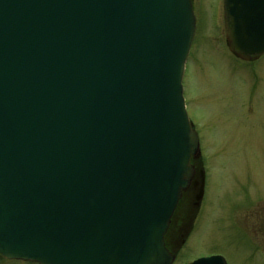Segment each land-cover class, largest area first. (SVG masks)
<instances>
[{"label":"water","instance_id":"obj_1","mask_svg":"<svg viewBox=\"0 0 264 264\" xmlns=\"http://www.w3.org/2000/svg\"><path fill=\"white\" fill-rule=\"evenodd\" d=\"M224 11L230 51L264 56V0ZM196 24L192 0H0L2 258L174 264L201 158L183 86Z\"/></svg>","mask_w":264,"mask_h":264},{"label":"rangeland","instance_id":"obj_2","mask_svg":"<svg viewBox=\"0 0 264 264\" xmlns=\"http://www.w3.org/2000/svg\"><path fill=\"white\" fill-rule=\"evenodd\" d=\"M192 1L197 27L183 84L206 189L195 212L189 196L181 203L184 231L172 228L167 241L175 264L211 256L264 264V60L248 65L231 53L223 0ZM0 264L33 263L0 258Z\"/></svg>","mask_w":264,"mask_h":264},{"label":"flooded vegetation","instance_id":"obj_3","mask_svg":"<svg viewBox=\"0 0 264 264\" xmlns=\"http://www.w3.org/2000/svg\"><path fill=\"white\" fill-rule=\"evenodd\" d=\"M233 55L236 57V59H238L242 63L248 64V65L258 64L259 62H261L262 60H264V56L263 57H260L258 59H254L253 58V59H251L249 61H246V60L241 59L239 56H237L235 54H233ZM194 165L196 167V178H195L194 182H196V181H200V170H199V167L197 165V162H194ZM194 182H193L192 186L190 187V189L183 195V198H182L181 202L179 203V205L177 207V210L175 212V215H174L173 220H172V223H171V227H170L169 232H168L167 237H166L167 246H168L169 250L173 254H175V255H177L176 252H175V249L172 248L169 245V243L167 241V238H168V236L170 234L171 229L174 228V227L176 229L180 230V231H184V228H185V222H184V220H185V217L187 216V211L185 212L183 210L182 213H181V215H179V208L181 206V203L185 200V198L187 196L190 197V206H189V208L191 207L190 210L195 212V210L198 209V207L196 206V197H197V194H198V188H196V189L194 188ZM177 216H178V218H177ZM181 237L184 238V235L181 234ZM174 242L177 245V247H179V248L184 244V242L183 243H180V244L178 243V238L176 237V235H175ZM177 258H178V255H177Z\"/></svg>","mask_w":264,"mask_h":264}]
</instances>
